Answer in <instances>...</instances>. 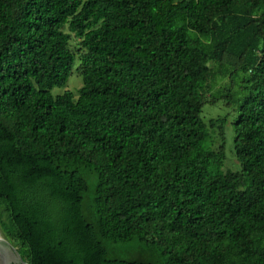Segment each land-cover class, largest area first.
<instances>
[{
	"label": "trees",
	"instance_id": "trees-1",
	"mask_svg": "<svg viewBox=\"0 0 264 264\" xmlns=\"http://www.w3.org/2000/svg\"><path fill=\"white\" fill-rule=\"evenodd\" d=\"M0 233L27 264H264V0H0Z\"/></svg>",
	"mask_w": 264,
	"mask_h": 264
},
{
	"label": "rangeland",
	"instance_id": "rangeland-1",
	"mask_svg": "<svg viewBox=\"0 0 264 264\" xmlns=\"http://www.w3.org/2000/svg\"><path fill=\"white\" fill-rule=\"evenodd\" d=\"M65 31H68L67 28H64ZM71 41H70V48L76 50L77 49V42L78 39L71 34ZM228 79L220 80L214 91L212 92V95H217L218 89L223 86L225 83H228ZM232 91L236 92L240 97H243L244 93L241 92V86L243 83L241 82L240 77L236 78L234 81H232ZM82 86V78L81 76L73 70L72 74L69 76L66 84L63 87H56L52 90L53 95H57L60 93H63L64 91H71L76 93V91L81 88ZM211 95V96H212ZM211 96H207V99H210ZM219 116H226V125H225V161L222 166V170H231L236 171L240 169V165L235 157L234 152V127H233V121L237 116V105H227L226 100L224 99H218L214 104H210L209 102L205 103L201 112V118L203 121L208 122V120L212 118H217ZM211 135L213 139H216L215 142L218 141L217 137V131L214 129L210 130ZM216 144V143H215ZM219 142H217L216 145H218ZM89 193L92 192V186H89ZM1 234V233H0ZM2 236V235H1ZM6 241V240H5ZM8 242V241H7ZM9 243V242H8ZM11 247H14L11 243H9ZM15 248V247H14Z\"/></svg>",
	"mask_w": 264,
	"mask_h": 264
},
{
	"label": "water",
	"instance_id": "water-1",
	"mask_svg": "<svg viewBox=\"0 0 264 264\" xmlns=\"http://www.w3.org/2000/svg\"><path fill=\"white\" fill-rule=\"evenodd\" d=\"M0 264H27L0 234Z\"/></svg>",
	"mask_w": 264,
	"mask_h": 264
}]
</instances>
